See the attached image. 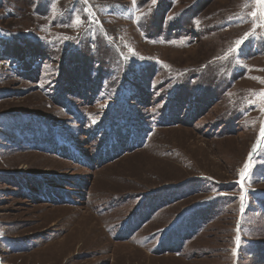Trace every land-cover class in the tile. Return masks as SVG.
Here are the masks:
<instances>
[{
	"label": "rangeland",
	"instance_id": "obj_1",
	"mask_svg": "<svg viewBox=\"0 0 264 264\" xmlns=\"http://www.w3.org/2000/svg\"><path fill=\"white\" fill-rule=\"evenodd\" d=\"M0 61V264H264V3L0 0Z\"/></svg>",
	"mask_w": 264,
	"mask_h": 264
},
{
	"label": "trees",
	"instance_id": "obj_2",
	"mask_svg": "<svg viewBox=\"0 0 264 264\" xmlns=\"http://www.w3.org/2000/svg\"><path fill=\"white\" fill-rule=\"evenodd\" d=\"M5 39L6 38H3L1 41L5 40ZM10 43L13 45V47L14 46L16 47V45L14 44V42L10 41ZM8 48H9V51H7V52L9 54V56L15 57L16 56L15 55L16 52L14 51L15 49L13 48V50H12L9 45H8ZM21 66H22V64H21ZM24 69L27 70L26 67H24ZM29 71L33 72L32 70H29ZM19 120H20L21 123L19 125L14 126L15 129H18V133H19L20 130H26V131L32 133V135H35V134H38V133L42 132V130L39 129L40 126H39V124L37 122L27 123L23 118L22 119H19ZM43 124H44V126L47 125L45 123H43ZM46 131H49L50 132V128L48 130H46ZM18 144H19V142H18ZM0 174L3 175L4 173H0ZM39 192L43 193V190L42 191L39 190Z\"/></svg>",
	"mask_w": 264,
	"mask_h": 264
},
{
	"label": "snow or ice",
	"instance_id": "obj_3",
	"mask_svg": "<svg viewBox=\"0 0 264 264\" xmlns=\"http://www.w3.org/2000/svg\"><path fill=\"white\" fill-rule=\"evenodd\" d=\"M257 2H258V3H264V0H257ZM255 15H256V14H255V13H253V16H255ZM76 23H77V24H79V23H80V21H79V20H77V21H76ZM262 134H264V130H262Z\"/></svg>",
	"mask_w": 264,
	"mask_h": 264
},
{
	"label": "bare ground",
	"instance_id": "obj_4",
	"mask_svg": "<svg viewBox=\"0 0 264 264\" xmlns=\"http://www.w3.org/2000/svg\"><path fill=\"white\" fill-rule=\"evenodd\" d=\"M0 64H2V62L0 61Z\"/></svg>",
	"mask_w": 264,
	"mask_h": 264
},
{
	"label": "flooded vegetation",
	"instance_id": "obj_5",
	"mask_svg": "<svg viewBox=\"0 0 264 264\" xmlns=\"http://www.w3.org/2000/svg\"><path fill=\"white\" fill-rule=\"evenodd\" d=\"M1 173V172H0Z\"/></svg>",
	"mask_w": 264,
	"mask_h": 264
}]
</instances>
